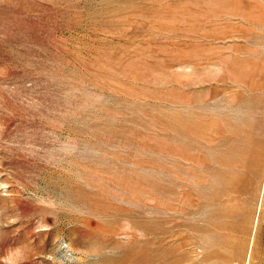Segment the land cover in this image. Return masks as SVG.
<instances>
[{"label": "rangeland", "instance_id": "rangeland-1", "mask_svg": "<svg viewBox=\"0 0 264 264\" xmlns=\"http://www.w3.org/2000/svg\"><path fill=\"white\" fill-rule=\"evenodd\" d=\"M0 264H264V0H0Z\"/></svg>", "mask_w": 264, "mask_h": 264}]
</instances>
